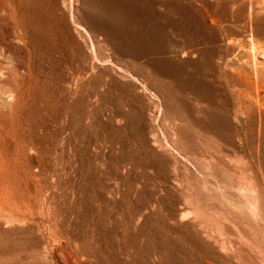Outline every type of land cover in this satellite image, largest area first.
Returning a JSON list of instances; mask_svg holds the SVG:
<instances>
[{
    "label": "rangeland",
    "instance_id": "rangeland-1",
    "mask_svg": "<svg viewBox=\"0 0 264 264\" xmlns=\"http://www.w3.org/2000/svg\"><path fill=\"white\" fill-rule=\"evenodd\" d=\"M264 0H0V264H264Z\"/></svg>",
    "mask_w": 264,
    "mask_h": 264
},
{
    "label": "bare ground",
    "instance_id": "bare-ground-1",
    "mask_svg": "<svg viewBox=\"0 0 264 264\" xmlns=\"http://www.w3.org/2000/svg\"><path fill=\"white\" fill-rule=\"evenodd\" d=\"M248 47H241V53L246 58L248 70L240 72V78L245 84L241 96L247 106L259 104L264 90V51L255 37L251 36Z\"/></svg>",
    "mask_w": 264,
    "mask_h": 264
}]
</instances>
